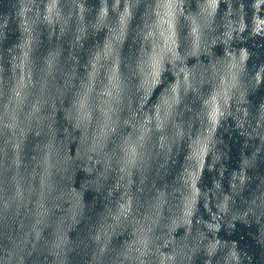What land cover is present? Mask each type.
Wrapping results in <instances>:
<instances>
[{"label":"clouds","instance_id":"9594fccd","mask_svg":"<svg viewBox=\"0 0 264 264\" xmlns=\"http://www.w3.org/2000/svg\"><path fill=\"white\" fill-rule=\"evenodd\" d=\"M0 264H264V0H0Z\"/></svg>","mask_w":264,"mask_h":264}]
</instances>
